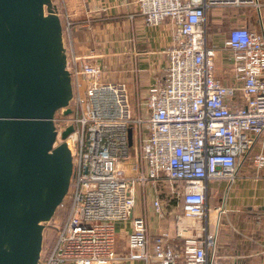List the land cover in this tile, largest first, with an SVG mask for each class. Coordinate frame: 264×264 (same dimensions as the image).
<instances>
[{
  "label": "built area",
  "instance_id": "2783aa9c",
  "mask_svg": "<svg viewBox=\"0 0 264 264\" xmlns=\"http://www.w3.org/2000/svg\"><path fill=\"white\" fill-rule=\"evenodd\" d=\"M137 3L148 26L165 22L175 26L167 48L166 77L144 95H133L125 81L107 79L106 68L96 62L93 49L83 55L76 52L74 22L58 8L73 98L70 114L60 109V115H55V146L72 126L65 141L73 172L68 193L56 211L62 208L64 217L55 222L56 234L43 244L38 264L114 263L118 259L117 221H131L126 253L131 260L234 264L218 253L209 184L219 180L231 184L248 162L256 177L264 171V24L260 14L261 31L247 26L228 31L219 50L227 54L222 77L216 72L218 48L208 41L207 12L255 8L260 13L264 3ZM163 181L180 186L181 213L173 233L164 230L153 235L145 216L133 214L138 203L136 185L141 196V189L149 186L157 192ZM147 193L141 196L145 204ZM152 209L160 216L168 213L158 198ZM184 219L203 222L192 226ZM191 229L194 233L188 235Z\"/></svg>",
  "mask_w": 264,
  "mask_h": 264
},
{
  "label": "water",
  "instance_id": "95a60500",
  "mask_svg": "<svg viewBox=\"0 0 264 264\" xmlns=\"http://www.w3.org/2000/svg\"><path fill=\"white\" fill-rule=\"evenodd\" d=\"M72 98L58 6L0 0V264L39 263L45 223L71 183L73 127L55 146L54 118L71 113Z\"/></svg>",
  "mask_w": 264,
  "mask_h": 264
},
{
  "label": "crops",
  "instance_id": "0c3cea01",
  "mask_svg": "<svg viewBox=\"0 0 264 264\" xmlns=\"http://www.w3.org/2000/svg\"><path fill=\"white\" fill-rule=\"evenodd\" d=\"M53 1L61 15L67 13L74 22L76 52L83 55L93 49L98 56L96 62L106 68L107 79L125 81L133 95H144L151 85L164 81L167 48L175 32L172 22L148 26L139 14L138 0ZM260 14L264 24V7L256 16L245 9L208 10V41L218 48L217 60L222 62L219 50L232 27L247 26L261 31ZM216 72L219 76L220 72ZM209 188L219 194L217 201L209 199L219 255L234 264H264V171L256 177L248 162L231 184L219 180L211 182ZM133 214L145 216L153 235L164 230L175 231L176 226L169 223L168 216L155 213L150 205L145 210L141 205L136 206ZM130 222L115 223L118 259L112 264H158L154 260L146 263L126 256ZM193 233L191 229L188 235Z\"/></svg>",
  "mask_w": 264,
  "mask_h": 264
},
{
  "label": "rangeland",
  "instance_id": "374dc122",
  "mask_svg": "<svg viewBox=\"0 0 264 264\" xmlns=\"http://www.w3.org/2000/svg\"><path fill=\"white\" fill-rule=\"evenodd\" d=\"M245 10H250L252 13H254V15L256 16L258 14V10H256L255 8H244ZM228 10V9H227ZM210 36V35H209ZM209 45H212L211 40H209ZM222 52V51H220ZM222 58V62H220V60H216L217 64H216V68L217 70L220 72L219 76L224 77L225 76V61H226V57L227 54L226 53H222L221 55ZM220 58V59H221ZM130 91V90H129ZM56 115H60V110L57 111ZM131 133V131H130ZM60 142V140H59ZM137 186V200L138 203L136 206H142V208H146L149 207V205L151 206V208L153 207V201L156 200L157 198L163 201V204L165 206V209L168 213H166V215L168 216V221L172 226H176L177 225V214L181 213V198H182V192H181V188L178 184H172L168 181H163L160 182L158 187H157V192L153 190L152 187L146 186V188L141 189V196L144 197V192L148 191L147 195H148V203H144V200L141 199L140 196V185H136ZM142 188V187H141ZM210 188L212 189V184L210 185ZM218 193H216L215 191L211 190L210 191V200L211 202L217 201L218 200ZM142 200V201H141ZM170 215V216H169ZM64 217V210L62 208H60L58 210V213L55 214L54 216V220H52L51 222H47L45 223V227H44V231H43V244H49L50 241L53 240L56 231L55 228L53 227L56 223L61 222V220ZM184 223L186 224H191L192 226H197L198 224L202 223V221L197 220V219H184L183 220ZM56 222V223H55ZM194 224V225H193Z\"/></svg>",
  "mask_w": 264,
  "mask_h": 264
}]
</instances>
